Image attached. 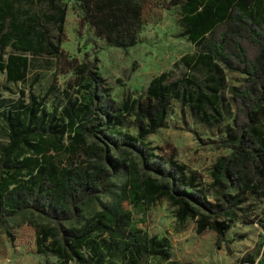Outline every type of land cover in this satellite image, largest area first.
Here are the masks:
<instances>
[{
  "label": "trees",
  "instance_id": "16d2710c",
  "mask_svg": "<svg viewBox=\"0 0 264 264\" xmlns=\"http://www.w3.org/2000/svg\"><path fill=\"white\" fill-rule=\"evenodd\" d=\"M77 1L83 22L97 36L120 48L137 43L142 27L140 0ZM168 1L180 5L184 36L198 48L179 60L188 67L180 77L162 72L150 80L143 99L127 100L123 108H116L113 101L103 102L96 94L94 81L102 80L91 72L84 84L90 92L66 101L62 109L66 122L60 128L47 122L43 99L32 93L28 102H19V112L4 115L3 219L29 206L34 192H43L42 198L49 199L41 211L57 219L70 210L67 199L72 194L91 202L98 199L97 192L107 190L110 196L88 216L76 218L75 213L68 229L57 219L52 226L39 228L38 253L57 258L43 264H168L167 242L139 227L129 208L142 209L162 199L176 207L178 222L196 219L198 233L210 229L219 238L236 220L255 221L243 203L248 194L264 198V0ZM66 12L65 0H0V74L7 81L26 80L28 54L63 55ZM228 70L245 74L244 82L228 87ZM102 90L109 95L107 88ZM225 90L230 91L229 99ZM170 99L213 127L232 115V123L223 126L224 136L216 141L229 151L216 159L211 172L217 202H209L181 165L170 158L161 161L145 141L163 126ZM123 109L134 116V136L117 128ZM64 134L70 136L72 150L85 146L89 158L96 155L98 146L86 144L87 138L103 141L114 154L104 156L111 165L110 174L104 175V165L93 160L84 167L59 169L46 154L65 149ZM133 153L141 161V170L129 160ZM23 175L28 180L22 184ZM110 177L123 178L117 189L111 188L116 184Z\"/></svg>",
  "mask_w": 264,
  "mask_h": 264
},
{
  "label": "rangeland",
  "instance_id": "374dc122",
  "mask_svg": "<svg viewBox=\"0 0 264 264\" xmlns=\"http://www.w3.org/2000/svg\"><path fill=\"white\" fill-rule=\"evenodd\" d=\"M140 1L143 8L142 27L137 43L132 47L120 48L97 36L94 28L83 22L77 0H65L67 12L61 42L63 55L58 58L28 54L30 64L25 81L9 82L0 74V158L7 144L4 115L19 112L17 105L21 100L28 102L31 93L43 99L47 122L60 128L66 122L62 116L66 101L79 100L90 92L84 84L88 81L86 78L92 76L91 72H97L102 80L94 81L96 94L103 102L113 101L112 106L116 108H123L127 100L143 99L150 80L162 72H171L173 78L181 76L188 67L179 60L184 55L195 53L198 48L184 36L180 5H173L168 0ZM249 53L252 54V51L249 50ZM245 77L240 71L228 70V87L241 85ZM102 87L108 89L109 95ZM224 95L229 99L230 91L225 90ZM233 112L234 109L231 114ZM231 123L232 115L219 127L202 123L186 106L170 99L163 126L148 135L145 141L155 148L154 154L161 161L170 158L181 165L186 177H192L198 188L205 191L207 200L214 203L217 200L212 168L219 156L229 152L218 147L216 141L224 136L223 126ZM117 128L128 135H136L133 114L123 109ZM62 143L65 149L61 152L49 151L46 154L59 169L84 167L93 160L104 165V175L112 171L104 156L114 154L103 141L87 138L86 144L96 143L98 146L96 155L91 158L86 155L85 146L80 145L72 150L68 134H64ZM136 154L130 155L129 160L141 170V161ZM110 179L115 180L116 184L111 188L117 189L123 178ZM26 180L27 175L20 177L22 184ZM72 195L67 199L70 210L60 216L61 219L49 217L41 211V205L49 200L42 198L43 192H34L28 200L29 206L6 215L4 219L0 216V264L56 262L54 255L38 253L35 240L40 235L39 228L52 226L57 219L64 229H68L74 219L82 214L90 215L110 199L107 190L97 192L98 199L92 202L81 195ZM245 198L243 206H248L254 214L250 218L255 221L244 223L236 220L221 238L210 229L198 233L196 219L187 218L183 223L178 222L176 207L166 199L142 209L129 208L139 227L167 242L171 253L168 264H264V198L251 194ZM85 201L88 203L83 205L81 202ZM77 207L83 211L78 212ZM75 213H78L76 218L73 217Z\"/></svg>",
  "mask_w": 264,
  "mask_h": 264
}]
</instances>
